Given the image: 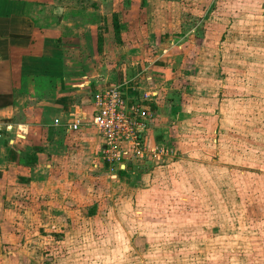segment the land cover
Returning <instances> with one entry per match:
<instances>
[{"label": "rangeland", "instance_id": "374dc122", "mask_svg": "<svg viewBox=\"0 0 264 264\" xmlns=\"http://www.w3.org/2000/svg\"><path fill=\"white\" fill-rule=\"evenodd\" d=\"M248 1L229 6L222 53L154 71L168 132L153 144L168 156L130 168L126 183L96 169L51 224L27 225L20 237L0 228V264H264V0L256 15ZM63 2L54 14L75 11L92 25L85 33L94 26L98 50L105 41L111 56L101 58L125 59L122 0Z\"/></svg>", "mask_w": 264, "mask_h": 264}, {"label": "crops", "instance_id": "0c3cea01", "mask_svg": "<svg viewBox=\"0 0 264 264\" xmlns=\"http://www.w3.org/2000/svg\"><path fill=\"white\" fill-rule=\"evenodd\" d=\"M63 1L0 0V95L9 101L0 105V228L19 237L27 225L42 227L51 224L53 213L68 212L64 199L80 195L84 177L92 180L100 173L96 169H103L102 140L90 125L94 89L123 83L133 93L156 92L147 102L152 118L144 142L151 147L168 132L161 122V79L154 71L208 63L206 55L222 53L231 37L220 41L230 22L229 6L244 7L242 0H122L128 40L122 47L126 57L122 64L113 62L115 67L107 61L105 41L98 50L94 26L85 33L92 25L83 26L75 11L54 14L53 6L61 9ZM259 2L249 0L255 6L248 13L258 14ZM217 43L221 49H215ZM75 118L81 123L69 130ZM145 161L115 174L126 183L133 178L130 168L155 163ZM68 180L71 189L64 185ZM53 195L56 203L46 201Z\"/></svg>", "mask_w": 264, "mask_h": 264}, {"label": "built area", "instance_id": "2783aa9c", "mask_svg": "<svg viewBox=\"0 0 264 264\" xmlns=\"http://www.w3.org/2000/svg\"><path fill=\"white\" fill-rule=\"evenodd\" d=\"M123 83H108L94 89L92 93V117L90 125L102 140L99 153L101 168L114 173L122 171L133 161L156 162L168 156L165 145L145 144V132L152 118L147 102L155 96L153 90H136ZM79 118L73 119L69 130H76ZM1 138V133H0Z\"/></svg>", "mask_w": 264, "mask_h": 264}, {"label": "trees", "instance_id": "16d2710c", "mask_svg": "<svg viewBox=\"0 0 264 264\" xmlns=\"http://www.w3.org/2000/svg\"><path fill=\"white\" fill-rule=\"evenodd\" d=\"M112 22H113V28H114L115 32H117L116 19L112 18ZM8 103H9V101H8V99H6V96L0 95V105H5Z\"/></svg>", "mask_w": 264, "mask_h": 264}, {"label": "water", "instance_id": "95a60500", "mask_svg": "<svg viewBox=\"0 0 264 264\" xmlns=\"http://www.w3.org/2000/svg\"><path fill=\"white\" fill-rule=\"evenodd\" d=\"M145 163L150 164V161L149 160H146Z\"/></svg>", "mask_w": 264, "mask_h": 264}]
</instances>
